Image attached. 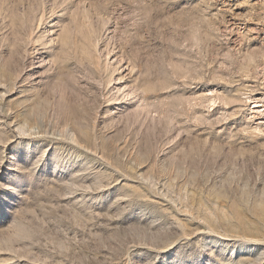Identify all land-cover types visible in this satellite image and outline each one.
<instances>
[{
  "label": "rangeland",
  "instance_id": "obj_1",
  "mask_svg": "<svg viewBox=\"0 0 264 264\" xmlns=\"http://www.w3.org/2000/svg\"><path fill=\"white\" fill-rule=\"evenodd\" d=\"M0 264H264V0H0Z\"/></svg>",
  "mask_w": 264,
  "mask_h": 264
},
{
  "label": "bare ground",
  "instance_id": "obj_2",
  "mask_svg": "<svg viewBox=\"0 0 264 264\" xmlns=\"http://www.w3.org/2000/svg\"><path fill=\"white\" fill-rule=\"evenodd\" d=\"M253 108H258V104H254L253 105Z\"/></svg>",
  "mask_w": 264,
  "mask_h": 264
}]
</instances>
